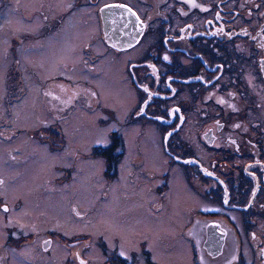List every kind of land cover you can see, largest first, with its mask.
Masks as SVG:
<instances>
[{"label":"flooded vegetation","instance_id":"obj_1","mask_svg":"<svg viewBox=\"0 0 264 264\" xmlns=\"http://www.w3.org/2000/svg\"><path fill=\"white\" fill-rule=\"evenodd\" d=\"M74 4L77 10L92 7L95 23H87L88 32L97 31L133 95L126 106V125L134 135L145 134L144 140L135 142V150L150 159L138 167L158 182L150 189V199L137 202L136 208H152L148 222L166 214L167 208H176L170 201L169 171H155L160 159V164L172 163L184 182L187 178L189 188L182 193L181 207L188 215L179 222L164 221L159 240L151 241L147 222H139L145 214L135 209L131 216L137 222L123 221L116 214L119 220L114 218L111 225L103 222L110 219L99 221V214L115 205L98 208L91 221L84 219L82 207L72 204L67 213L74 226L9 222L5 214L0 223V241L5 237L0 264H8L11 256L12 264H21V250L31 243H38L41 252L30 264H47V258L59 256L63 257L58 264H180L174 247L179 241L170 238L172 234L187 244L193 264H264V0H77ZM71 12L65 10L62 19ZM84 12H77L83 21ZM96 37L85 44L88 52L85 57L83 49L82 64L97 62L91 54L97 52L94 45L102 50ZM100 52L96 55L103 56ZM46 79L45 91H52L65 108L76 101L90 106L97 99L88 83L66 75ZM125 146L116 134L112 141L94 145L90 158L82 156L100 164L96 165L100 175L103 157L102 174L113 179ZM66 168L63 180L70 181L76 167ZM144 191L139 189L137 195L148 197ZM0 207L10 210L6 203ZM75 223L82 228L77 225L79 230L73 231ZM89 223L93 229L85 228ZM166 253L169 261L161 258Z\"/></svg>","mask_w":264,"mask_h":264},{"label":"rangeland","instance_id":"obj_2","mask_svg":"<svg viewBox=\"0 0 264 264\" xmlns=\"http://www.w3.org/2000/svg\"><path fill=\"white\" fill-rule=\"evenodd\" d=\"M69 1L0 0V205L6 203L10 206L8 212L0 207V223L7 214L9 222L20 219L24 224L74 226L67 213L72 212V204L82 207L86 213L84 219L91 221L95 219L98 208L110 205L109 210L115 205L107 214L100 213L99 221L110 219L103 221L107 224L111 222L110 225L114 218L137 222L131 215L133 211H140L145 215L139 222H147L150 240L157 241L162 234L164 221L179 222L188 215L181 207L182 193L189 188L187 178L184 182L176 174L172 163L160 164L159 159L156 165L159 169L155 171L161 174L169 171V187L173 194L170 201L176 208H167L166 214L160 213L153 222H148L152 208L148 211L147 207L146 210L144 207L136 208L137 202L150 199V189L158 181L152 175H145L138 167L150 156L135 150V142L144 140L145 134L138 132L134 135L126 125V106L133 100V95L120 64L111 63L112 53L107 55L110 52L101 44L97 31L88 32L90 23H95L92 7L77 10V7H73L77 0ZM67 9L74 13L62 19ZM79 10L85 11L82 14L85 22L77 14ZM50 24L54 25V29L49 28ZM58 25L60 28H56ZM95 37L102 50L98 49V45L94 47L103 56L96 55L93 49L94 52H89L96 56L97 62L82 64L83 49L85 57L88 52L85 44ZM62 75L90 84L97 92L95 102L92 101L89 106L76 101L72 107L65 108L52 91L44 89L48 81L46 78ZM81 94L85 95L83 92ZM113 129L117 131L113 133ZM116 134L126 145L125 154L117 159L118 174L110 179L111 176L102 174L105 168L103 157H100L101 175L100 172L96 173V165L100 164H91L86 158L94 154L93 151L90 153L94 145L106 144ZM118 146L115 151L122 148V144ZM66 167H76L72 171L76 174L70 181L63 180ZM142 188L147 190L144 193H148V197L137 195ZM117 191L118 197L122 198L115 197ZM150 203H153L152 200ZM129 206L130 210L127 208ZM19 210L22 212L20 215ZM115 214L119 218L114 217ZM92 224L85 228L93 229ZM77 225L79 229L82 228L81 224ZM77 225L75 223L76 228L72 227L73 231L79 230ZM167 234L164 236L167 237ZM170 238L179 241L174 247L180 254V264H193L187 244L173 234ZM154 248L158 252L157 243H154ZM39 252L38 243L26 245L19 257L21 264H30ZM62 257H57L56 261L47 258V264H58ZM161 258L167 261L171 259L167 253L161 254ZM12 260L11 256L8 264H12Z\"/></svg>","mask_w":264,"mask_h":264}]
</instances>
